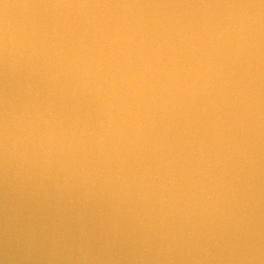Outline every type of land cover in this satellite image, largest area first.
Returning a JSON list of instances; mask_svg holds the SVG:
<instances>
[{
	"label": "water",
	"instance_id": "95a60500",
	"mask_svg": "<svg viewBox=\"0 0 264 264\" xmlns=\"http://www.w3.org/2000/svg\"><path fill=\"white\" fill-rule=\"evenodd\" d=\"M0 264H264V0H0Z\"/></svg>",
	"mask_w": 264,
	"mask_h": 264
}]
</instances>
